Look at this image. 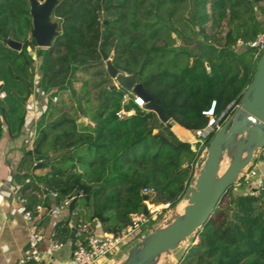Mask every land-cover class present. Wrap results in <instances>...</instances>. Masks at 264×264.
<instances>
[{
    "label": "trees",
    "instance_id": "trees-1",
    "mask_svg": "<svg viewBox=\"0 0 264 264\" xmlns=\"http://www.w3.org/2000/svg\"><path fill=\"white\" fill-rule=\"evenodd\" d=\"M260 1L57 0L51 11L57 33L42 48L29 35L28 1L0 0V129L10 138L21 132L35 65L37 86L48 97L18 168L33 157V168L49 170L36 182L14 178L22 192L30 188L27 207L38 202V183L55 191V204L80 194L70 203L73 224L69 218L56 223L55 238L69 237L74 247L71 230L83 219L91 225L99 220L107 232L119 230L131 212L142 210V187L154 189V204L175 206L193 179L197 153L172 126L203 127L209 118L201 111L211 100L219 125L233 112L257 60L252 49L235 43L264 31L255 13L264 17ZM207 22L210 28L224 22L225 30L208 33ZM101 30V48L112 65L142 84L169 116L166 122L131 99L122 101L126 91L111 86L99 52ZM7 38L19 41L20 49L6 46ZM176 39L181 44L174 45ZM81 114L92 123H84ZM252 185L254 180L240 178L223 192L176 264H264V181L256 195L243 193ZM159 214L149 218L148 227Z\"/></svg>",
    "mask_w": 264,
    "mask_h": 264
},
{
    "label": "water",
    "instance_id": "water-1",
    "mask_svg": "<svg viewBox=\"0 0 264 264\" xmlns=\"http://www.w3.org/2000/svg\"><path fill=\"white\" fill-rule=\"evenodd\" d=\"M31 17L29 35L38 47H49L57 33V22L51 19V11L57 0H27ZM106 24V19L103 20ZM103 31L100 33L99 52L105 69L114 83L140 96L144 109L153 111L157 118L166 122L169 116L162 106L151 100L149 93L130 73L118 72L111 63V55L101 48ZM6 46L19 50L21 43L7 38ZM264 147V48L260 52L249 83L243 90L233 112L218 126L208 142L204 158L193 176V182L186 185L182 211L171 214L161 225L149 228L142 237L132 243L116 264H156L159 256L170 254L196 230L211 214L220 196L234 185L239 174L253 157L255 150ZM226 166L218 175V167L223 159ZM142 199L147 198L141 194ZM142 211L146 213L143 203ZM71 233L73 231L71 230Z\"/></svg>",
    "mask_w": 264,
    "mask_h": 264
},
{
    "label": "crops",
    "instance_id": "crops-1",
    "mask_svg": "<svg viewBox=\"0 0 264 264\" xmlns=\"http://www.w3.org/2000/svg\"><path fill=\"white\" fill-rule=\"evenodd\" d=\"M38 80L39 74L35 65L33 75L35 85L25 102L26 114L21 132L10 138L6 135L4 126L0 129V264H14L21 254L31 250L28 246V222L22 216V211L25 209L34 214V220L42 232L43 238L36 246V251L42 259L49 260L52 264H61L69 256L73 247V242L68 237L61 249L52 252L47 248V240L52 233L54 234L53 227L56 223L69 218L68 225L73 224L72 212L70 213L69 209H64L60 217L51 215L49 208L55 203H53V198L48 191L44 190L41 183H38L40 192H36L38 202L31 207H27L28 197L26 195L29 193L30 188L22 192L19 181L14 178L15 174L17 176H28L36 182V176H41L49 170L47 166L33 168L32 166L37 161L33 157L30 161L24 163L21 168H18L24 149H30L32 141L36 137V121L47 107L48 97L37 86ZM52 102L54 101L52 100ZM172 128L183 140L188 141L190 139L189 130H184L177 125H173ZM262 166L260 170H264V165ZM36 204L42 206L39 211L34 208ZM81 223L89 224L91 232L97 236L107 232L102 228L99 220H93V225L86 219H83ZM81 225H77L75 232L71 233V236L74 235L75 237V245L80 242L78 236L81 232ZM122 251H124V248L120 249L115 255H120Z\"/></svg>",
    "mask_w": 264,
    "mask_h": 264
},
{
    "label": "built area",
    "instance_id": "built-area-1",
    "mask_svg": "<svg viewBox=\"0 0 264 264\" xmlns=\"http://www.w3.org/2000/svg\"><path fill=\"white\" fill-rule=\"evenodd\" d=\"M235 46H247L249 49H252L253 57L258 58L260 52L264 48V31L257 33L251 40L245 42L237 40ZM3 96L4 92L0 91V98ZM55 99L56 97L53 96L52 100L54 101ZM129 99H131L132 102L139 108L144 109L145 102L140 96L135 95L130 91H126L122 95V101ZM214 104L215 101L211 100L209 106L201 111L202 114L209 118L208 123L201 128L189 130L191 137L187 142L189 143L191 150L197 153L193 169L196 165L200 166L207 150L208 136L212 132H215L218 128L219 117L215 118L214 116ZM81 120L84 123H92L91 120L86 117L81 118ZM258 150H260L258 158L259 155L264 158V147ZM255 158L256 157H252L251 162L253 161V163H249L243 168L242 172L239 174L238 180L234 184L237 185L240 178L245 182L254 180V185L245 189L243 192L252 195H256L258 193V189L264 181V170H260V166L258 164L259 161L257 160L254 162ZM193 174L195 175V173ZM44 190L48 191L52 198L56 196L55 191L48 190L46 188H44ZM153 192L154 189L152 187H142L140 189L141 194L147 195V198L143 200L146 213L142 210L139 212H131L129 214V222L117 231L105 232L101 236H97L91 232L89 224L83 223L81 225V231L85 233L83 242H79L72 247L69 256L61 264H95L102 257L110 253L115 255L118 251H120V249L125 248L124 246H130L132 243L137 241L144 235L145 231H148L150 228L147 227L145 230H141V227L147 223L150 217L157 213L159 207L171 210V207L167 202L154 204L150 200V195ZM79 195L80 194L77 193L70 197H65L60 203L52 205L49 208V213L55 217H60L64 209H69L70 211L71 200ZM34 208L36 211H39L42 206L40 204H36ZM22 216L24 220L28 222V246L31 250L30 252L21 254L14 264H52L49 260L42 259L36 251V246L38 242L42 240L43 236L37 222L34 220V214L30 210L25 209L22 211ZM63 245L64 241L55 238L53 233L47 240V248L52 252L61 249Z\"/></svg>",
    "mask_w": 264,
    "mask_h": 264
},
{
    "label": "rangeland",
    "instance_id": "rangeland-1",
    "mask_svg": "<svg viewBox=\"0 0 264 264\" xmlns=\"http://www.w3.org/2000/svg\"><path fill=\"white\" fill-rule=\"evenodd\" d=\"M260 6L262 7V9L264 10V0H261L260 1ZM256 15L258 17H261V22H262V26L264 28V17L262 16V12H260V10H256ZM209 23L210 22H207L206 23V31L208 33H211V32H215V34L217 36L221 35L223 33V31L225 30V25H224V22H222L219 26L217 27H214V28H210L209 27ZM172 36H174V34H172ZM158 43H160V41H158ZM181 44V41L179 39H176L175 40V44L174 45H179ZM191 46V44L189 45ZM112 82L114 83V79H112ZM76 87L79 85V82H76L74 84ZM86 116H84L83 114L80 115V119L81 118H85ZM87 118V117H86ZM218 126H219V123H218ZM258 154H259V150H255L254 153H253V157H256L254 159V162L255 161H259L258 164L260 167H263L262 165H264V160L262 158H258ZM250 164L253 163V161L249 162ZM221 172L222 170L224 169V167L226 166V162L225 160L223 161L222 165H221ZM199 168V165H196L194 166V173L196 174L197 173V170ZM194 175V174H193ZM193 182V179L190 181V183ZM234 192H239V188L237 186H235ZM241 192V191H240ZM244 192V191H243ZM180 203H183V205L180 207L179 204ZM184 198L183 196H181V198L179 199V201L175 204V206L171 207V210L167 209V208H162V207H159L158 211L157 212H160V214L158 215L156 221L151 225L149 226L150 229L156 227V226H159L161 225L165 220H167L171 214H177L179 212L182 211V207L184 206ZM90 208V207H89ZM90 210V209H89ZM89 212V211H88ZM148 225L147 223L144 224L142 226V228H147ZM144 229V230H145ZM148 232L147 230L145 231V233ZM144 233V234H145ZM197 241V238L192 235L188 236L187 239L183 242H181L175 249L171 250L170 254H164L162 253L158 258L157 260V263L156 264H176V262L182 258L188 248V246L193 243V242H196ZM124 251H122V253L120 255H113L112 253L102 257L99 261H97L95 264H116L121 258H122V255L124 254L125 250L129 247V246H124Z\"/></svg>",
    "mask_w": 264,
    "mask_h": 264
},
{
    "label": "bare ground",
    "instance_id": "bare-ground-1",
    "mask_svg": "<svg viewBox=\"0 0 264 264\" xmlns=\"http://www.w3.org/2000/svg\"><path fill=\"white\" fill-rule=\"evenodd\" d=\"M224 160H225V162L227 163V160H226L225 158L223 159V161H224ZM223 161H221L220 164H219L218 172H217L218 175L221 174V167H222L221 165H222ZM224 168H225V167H224ZM222 171H223V170H222ZM183 198H184V197H183ZM185 200H186V199L184 198V202H185ZM182 205H183V203H180V204H179L180 207H181ZM184 205H185V203H184ZM183 207H184V206H183ZM183 207H182V208H183ZM122 258H123V257H122ZM159 258H160V257H159Z\"/></svg>",
    "mask_w": 264,
    "mask_h": 264
}]
</instances>
